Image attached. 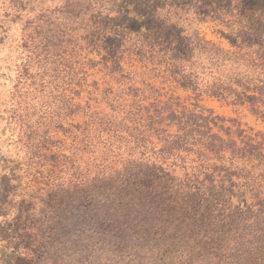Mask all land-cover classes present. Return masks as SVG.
I'll return each instance as SVG.
<instances>
[{
	"label": "rangeland",
	"instance_id": "1",
	"mask_svg": "<svg viewBox=\"0 0 264 264\" xmlns=\"http://www.w3.org/2000/svg\"><path fill=\"white\" fill-rule=\"evenodd\" d=\"M166 37L198 77L196 37L231 57V91L264 84V0H0V264H264V162L172 166L146 114L137 144L135 103L174 101L264 156V104L197 98L135 55Z\"/></svg>",
	"mask_w": 264,
	"mask_h": 264
},
{
	"label": "trees",
	"instance_id": "2",
	"mask_svg": "<svg viewBox=\"0 0 264 264\" xmlns=\"http://www.w3.org/2000/svg\"><path fill=\"white\" fill-rule=\"evenodd\" d=\"M200 1H204L205 3V0ZM94 10L88 7L86 9H74L73 13H75V18H77L81 14L90 15ZM247 31L250 32L249 29ZM167 38L159 44L153 43L149 46L150 49L148 50L143 49L144 46L148 47L146 45L138 47L135 55L142 58L147 57L152 63L157 61L158 65L165 63L168 70L177 69L180 65L182 68H180L181 72L172 73L173 82L183 89L192 90L193 93L197 94V98L201 95H207L218 99H225V92L230 91L235 98V104L243 105L244 103H249L254 108V113L261 115L257 111L256 105L258 103L264 104V84L261 87L255 86L252 89L242 87L240 92L231 91L228 84L235 81L236 77H233L234 73L227 64L231 57L226 56L228 55L226 52L217 48L213 43L205 41L204 38L196 37V50L201 57V61H204L206 57L208 58L209 53H211L210 59L213 60L209 67L201 69L199 72L200 76L198 77L197 73L189 72V69L186 67L188 61L185 60V55L191 50L192 41H189L187 38L188 40L183 45H180L177 43L173 44ZM235 63H237L239 68L244 67V61L238 60ZM203 75L204 77H202ZM208 76H210V80H208ZM230 76L232 78H229ZM247 92H251L252 94L247 95ZM135 104L137 126L139 127L136 134L137 144L140 145L145 142L143 115L146 114L149 125L148 129L151 128L158 135L162 143L161 149L157 152L158 156L159 158L164 157L166 160L173 158L174 162L172 166H175L181 152L197 153L203 159L202 166L205 167V170L213 169V165L208 162L209 160H214L211 158V155L217 160L234 161L235 159H239L243 162L245 160L247 162H264V156L261 154L262 147L254 144V139L250 136L245 138L246 141L242 139L241 143L238 144L233 140L230 129H226L225 131L226 138L212 134V129L209 125L215 126L216 123L214 121L216 119L220 121V119L218 117L212 118L211 113L204 116L203 109L199 107V112H196L197 108L191 111L182 108V111L179 112L174 109L176 104L174 101L162 103L155 100L148 107L138 101ZM260 117L264 122V114ZM164 122L176 126L177 134L166 135V131L159 130L157 127L160 124H164ZM235 134L240 136L241 131H236ZM226 153H229L231 158H226ZM243 170H246V168H241V171ZM193 211L197 212L198 210L193 209Z\"/></svg>",
	"mask_w": 264,
	"mask_h": 264
}]
</instances>
